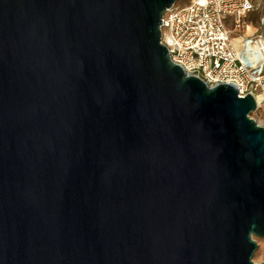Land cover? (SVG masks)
I'll return each instance as SVG.
<instances>
[{"label":"water","instance_id":"water-1","mask_svg":"<svg viewBox=\"0 0 264 264\" xmlns=\"http://www.w3.org/2000/svg\"><path fill=\"white\" fill-rule=\"evenodd\" d=\"M184 1L0 0V264H256L264 127L171 61Z\"/></svg>","mask_w":264,"mask_h":264},{"label":"built area","instance_id":"built-area-1","mask_svg":"<svg viewBox=\"0 0 264 264\" xmlns=\"http://www.w3.org/2000/svg\"><path fill=\"white\" fill-rule=\"evenodd\" d=\"M257 1L190 0L174 7L163 16L161 43L188 76L209 87L232 85L239 98L251 95L255 113L264 114V34L245 40L239 51L227 29L229 21L239 26Z\"/></svg>","mask_w":264,"mask_h":264},{"label":"rangeland","instance_id":"rangeland-1","mask_svg":"<svg viewBox=\"0 0 264 264\" xmlns=\"http://www.w3.org/2000/svg\"><path fill=\"white\" fill-rule=\"evenodd\" d=\"M190 0L176 3L175 8H180L187 5ZM227 29L230 32L231 40L237 47V50L241 51L248 40L252 36H262L264 34V0H258L255 9L247 14L238 26L233 21L227 23ZM261 114V115H260ZM262 116V117H261ZM251 118L255 122L264 127V114L263 112H254L251 114ZM257 243V250L253 256V262L260 264L264 262V239H255Z\"/></svg>","mask_w":264,"mask_h":264}]
</instances>
